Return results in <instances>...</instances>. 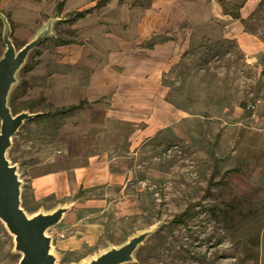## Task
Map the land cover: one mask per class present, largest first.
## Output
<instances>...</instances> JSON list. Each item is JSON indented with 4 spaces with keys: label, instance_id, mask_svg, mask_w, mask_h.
I'll list each match as a JSON object with an SVG mask.
<instances>
[{
    "label": "rangeland",
    "instance_id": "obj_1",
    "mask_svg": "<svg viewBox=\"0 0 264 264\" xmlns=\"http://www.w3.org/2000/svg\"><path fill=\"white\" fill-rule=\"evenodd\" d=\"M126 1L114 0L98 17L110 21L123 11V20L136 21L138 10L150 6L143 25L160 11L152 20L160 31L148 32V44L175 39L184 45L162 77L168 107L180 117L147 138L144 123L109 117L107 101L87 100L92 24L78 28L59 5L23 20L0 10L17 50L56 13L64 19L29 55L11 94L14 114L41 113L21 127L8 152L22 181L24 210L70 207L48 232L57 264H82L155 225L159 230L133 264H264V55L254 61L243 46L264 45V8L241 16L255 28L251 34L243 26L242 42L232 38L242 27H229L240 22L229 13L248 0ZM131 5L136 10L125 13ZM2 33L0 19V56ZM81 101L88 103L79 111L51 115ZM182 213L183 222L175 223ZM20 258L0 222V264Z\"/></svg>",
    "mask_w": 264,
    "mask_h": 264
},
{
    "label": "crops",
    "instance_id": "obj_2",
    "mask_svg": "<svg viewBox=\"0 0 264 264\" xmlns=\"http://www.w3.org/2000/svg\"><path fill=\"white\" fill-rule=\"evenodd\" d=\"M97 1L0 0V10L12 15L16 20H23L25 16H30L35 12L43 13V15L54 13L56 6L60 3H64L61 12L64 16L87 11L83 18L75 22L78 28L90 24L93 26L95 48L93 53L87 54L88 56L92 54V58H87L84 63L88 69L87 86L85 87L87 100L89 102L90 100L107 101L109 117L133 123L142 122L145 126L141 131V136L150 137L163 128L166 122L172 124L180 117L179 110L168 107L162 77L175 64V60H179L184 45H180L175 39L154 45L153 43L148 44V32L158 30L153 27L152 20L153 17L160 15V11L152 12L153 16L149 25L148 23L143 25L144 19L150 17L149 14L153 7L146 8L143 12L142 9L138 10L137 13L142 17L136 21L127 19V16L123 20V11L121 14L118 13L114 20L109 21L106 19L108 17L102 18L101 15L98 17L103 8H95ZM110 1L107 6L114 2V0ZM124 2L127 1L122 0L121 5H124ZM259 2L260 0H248L240 11L241 16L246 18ZM121 5H118L119 10H121ZM248 6H250L249 9H246ZM131 7V11L126 9L125 13H132L136 10L133 5ZM116 19L119 21L115 22ZM236 24L239 26L237 29L240 27L242 29L232 38L243 42L245 39L240 36L244 33L243 25L239 21H233L229 27ZM107 25H113L109 32ZM101 29L104 30L103 34ZM251 44L253 45L244 44V50L249 53L248 55L253 54L252 58L256 61L264 55V45L261 41ZM180 47L182 48L179 51ZM96 61H102V63L99 62L97 65Z\"/></svg>",
    "mask_w": 264,
    "mask_h": 264
},
{
    "label": "water",
    "instance_id": "obj_3",
    "mask_svg": "<svg viewBox=\"0 0 264 264\" xmlns=\"http://www.w3.org/2000/svg\"><path fill=\"white\" fill-rule=\"evenodd\" d=\"M3 23L2 40L5 50L0 56V222L13 237L14 251L21 255L18 264H57L49 230L57 226L70 210L67 205L57 206L48 212L29 215L22 206V181L18 167L8 158L13 137L21 127L41 113L22 111L14 114L11 94L19 83V74L29 55L54 35V24L64 20L58 14L49 19L35 36L22 48L16 49L11 38V26L0 11ZM155 225L129 237L123 244L96 254L82 264H133L139 248L159 230Z\"/></svg>",
    "mask_w": 264,
    "mask_h": 264
},
{
    "label": "trees",
    "instance_id": "obj_4",
    "mask_svg": "<svg viewBox=\"0 0 264 264\" xmlns=\"http://www.w3.org/2000/svg\"><path fill=\"white\" fill-rule=\"evenodd\" d=\"M110 0H98L96 5H95V8H102V7H105L108 2ZM225 2V0H220V3L223 4ZM63 4L64 3H60L59 6H58V11L61 10V8L63 7ZM150 6H147L145 7L144 9L146 8H149ZM264 8V0H261L256 9L255 10H261ZM87 11L85 12H77V13H73L69 19V22L71 23H74L76 22L77 20H79L80 18H83L85 16ZM230 16H232L233 18L237 19V20H240V22L242 23V25L244 26V29H245V32H248V33H251V34H254V30L255 28H249L248 27V20L247 19H243L240 15V12H235V13H229ZM72 42L71 41H64V40H61L59 42V44L61 45H68V44H71ZM87 102L86 101H81L78 105H71V106H68V107H61V108H57L51 115L56 117V116H67V115H70L76 111H79L83 108V106L86 104ZM186 216V213H182V214H178L176 217H175V223H180V222H183V219L184 217ZM167 239V236H162L161 237V241H165ZM141 260V259H140Z\"/></svg>",
    "mask_w": 264,
    "mask_h": 264
}]
</instances>
